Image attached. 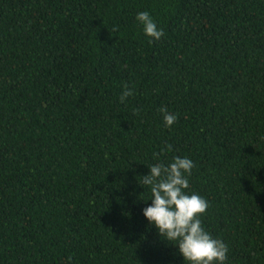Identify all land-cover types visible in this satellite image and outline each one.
Masks as SVG:
<instances>
[{
  "label": "trees",
  "instance_id": "1",
  "mask_svg": "<svg viewBox=\"0 0 264 264\" xmlns=\"http://www.w3.org/2000/svg\"><path fill=\"white\" fill-rule=\"evenodd\" d=\"M162 149L264 264V0H0V264H188L143 215Z\"/></svg>",
  "mask_w": 264,
  "mask_h": 264
},
{
  "label": "clouds",
  "instance_id": "2",
  "mask_svg": "<svg viewBox=\"0 0 264 264\" xmlns=\"http://www.w3.org/2000/svg\"><path fill=\"white\" fill-rule=\"evenodd\" d=\"M136 19L143 25L144 34L149 37L150 43L164 36L163 29L158 28L149 12L137 13ZM132 95L133 89L125 84L119 97L120 103H125ZM159 111L163 114L166 127L171 128L177 122L178 114L170 113L166 107H161ZM163 151L153 154L158 162L148 165L150 173L142 176L139 182L143 187L149 186L151 192V204L143 209V215L150 225L158 229L162 239L178 248L188 264H226L228 245L214 238L202 226L200 217L209 208L208 201L199 194L186 192L190 188L188 178L195 167L193 161L188 157L175 156L166 164L160 159ZM167 151H172L171 145L167 146ZM71 259L68 258L69 261Z\"/></svg>",
  "mask_w": 264,
  "mask_h": 264
}]
</instances>
